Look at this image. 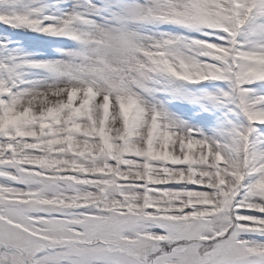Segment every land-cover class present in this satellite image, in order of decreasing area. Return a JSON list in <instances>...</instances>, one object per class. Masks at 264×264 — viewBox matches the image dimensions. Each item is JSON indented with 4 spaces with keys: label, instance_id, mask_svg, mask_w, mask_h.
<instances>
[{
    "label": "snow or ice",
    "instance_id": "6c2138e0",
    "mask_svg": "<svg viewBox=\"0 0 264 264\" xmlns=\"http://www.w3.org/2000/svg\"><path fill=\"white\" fill-rule=\"evenodd\" d=\"M0 264H264V0H0Z\"/></svg>",
    "mask_w": 264,
    "mask_h": 264
}]
</instances>
